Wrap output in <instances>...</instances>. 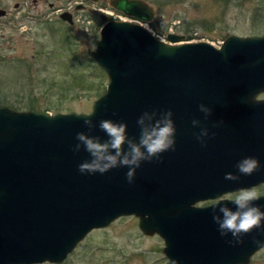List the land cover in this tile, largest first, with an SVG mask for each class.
Wrapping results in <instances>:
<instances>
[{
	"label": "water",
	"instance_id": "1",
	"mask_svg": "<svg viewBox=\"0 0 264 264\" xmlns=\"http://www.w3.org/2000/svg\"><path fill=\"white\" fill-rule=\"evenodd\" d=\"M108 3L131 17L151 14L141 0ZM98 34L87 54L108 83L88 113L0 106V264H60L87 233L127 215L138 218L143 235L163 239L166 264L248 263L264 233L254 229L229 245L232 236L220 235L212 207L235 210L234 198L221 195L264 182V35L231 34L214 45L171 32L164 41L120 19H107ZM201 103L211 109L207 119ZM169 109L175 150L142 161L131 184L127 167L78 171L90 159L83 145L73 151L78 132L107 139L98 125L109 119L126 123L138 140L143 112ZM89 114L97 125L91 133L83 123ZM201 128L208 130L203 145L196 139ZM248 156L260 168L240 175L235 165ZM226 173L240 179L226 180ZM254 204L264 211V194Z\"/></svg>",
	"mask_w": 264,
	"mask_h": 264
},
{
	"label": "rangeland",
	"instance_id": "2",
	"mask_svg": "<svg viewBox=\"0 0 264 264\" xmlns=\"http://www.w3.org/2000/svg\"><path fill=\"white\" fill-rule=\"evenodd\" d=\"M151 2L160 5L157 15L163 23L150 30L164 41L171 32L182 35V40H205L214 45L231 34L264 35V0ZM97 7L101 6L87 5L85 11L75 12L74 18L78 19L71 27L60 28L55 21L47 24L35 19V24L23 20L26 29H12L16 39L11 47L0 41V106L19 111L33 106L32 109L51 115L90 111L91 101L104 92L108 83L105 73L87 54L99 37V27L107 20L99 18ZM42 9H46L44 2L35 6L36 14ZM6 54L12 58L5 59ZM252 188L258 196L264 194V183ZM238 192L223 194L219 199L235 198ZM209 203L201 201L195 205ZM137 220L130 215L117 217L106 227L92 230L60 264H166L163 239L143 235ZM246 264H264V246Z\"/></svg>",
	"mask_w": 264,
	"mask_h": 264
},
{
	"label": "clouds",
	"instance_id": "3",
	"mask_svg": "<svg viewBox=\"0 0 264 264\" xmlns=\"http://www.w3.org/2000/svg\"><path fill=\"white\" fill-rule=\"evenodd\" d=\"M200 112L204 113L207 119L211 114V109L204 104L198 105ZM173 113L167 111L151 112L144 111L137 119L139 126V137L130 138L127 134V124L124 122H114L109 119L99 121V129L105 133L107 139L102 140L99 136H92L84 132L76 134L73 151L77 153L83 145L84 150L89 154L90 159L78 165L81 174H94L99 172L104 174L117 167H127L126 180L132 183L135 170L140 167L142 161L159 160L160 155L168 150H175V126L171 119ZM85 116L84 125L89 133L97 126L93 121ZM218 123H223L219 121ZM194 127L200 125V121L193 119ZM208 136L207 128H201L196 139L203 145V138ZM126 145V148H125ZM240 175L250 176L260 168L259 161L255 157H244L235 165ZM240 175L226 173L225 179L238 181ZM258 199V193L253 188H242L231 201L235 205V210L229 208L224 203H218L212 207V220L218 225V231L222 237L229 233L232 236L228 240L229 245L235 246L242 242L243 235L251 233L254 229L264 233V211L260 206L254 204Z\"/></svg>",
	"mask_w": 264,
	"mask_h": 264
},
{
	"label": "flooded vegetation",
	"instance_id": "4",
	"mask_svg": "<svg viewBox=\"0 0 264 264\" xmlns=\"http://www.w3.org/2000/svg\"><path fill=\"white\" fill-rule=\"evenodd\" d=\"M109 1L110 0H97L95 2L91 0H12L9 3L7 0H4V2L0 0V41L3 40L5 45H8L7 47H11L12 42L16 39V37H13L15 34L12 32V29H14L13 31L15 32H22V30H25L26 27L25 23H22L23 20L26 22L31 21L35 24V19L46 22L47 24L54 23L55 21L58 22L60 28H64L65 25L71 27L78 19L74 18L75 12L85 11L87 5L94 8L95 4L101 6L100 8L97 7L101 20L107 18L110 20L120 19L121 21H131L132 23L141 24L150 32L151 27L156 28L159 24L163 23L160 19L161 16L157 15V9H159L160 5L156 3L154 5L151 0H141L145 5L152 7L151 14H142V17L138 18L131 17V15L128 14L125 15L117 8H111L108 3ZM41 2H44L46 9H42V11L38 10V14H36L35 6ZM153 35L158 39H164L155 34ZM4 56L7 60L12 58L9 54ZM258 114L264 118L263 109L259 110ZM212 201L215 200L208 201L210 202L209 204H211Z\"/></svg>",
	"mask_w": 264,
	"mask_h": 264
},
{
	"label": "trees",
	"instance_id": "5",
	"mask_svg": "<svg viewBox=\"0 0 264 264\" xmlns=\"http://www.w3.org/2000/svg\"><path fill=\"white\" fill-rule=\"evenodd\" d=\"M101 71V70H100ZM100 94H102L101 92H100ZM100 94L98 95V96H100ZM98 96H96V97H94V98H97ZM32 108H35V107H33V106H31V109ZM57 112V111H56Z\"/></svg>",
	"mask_w": 264,
	"mask_h": 264
}]
</instances>
